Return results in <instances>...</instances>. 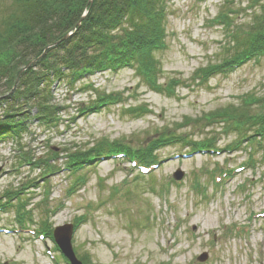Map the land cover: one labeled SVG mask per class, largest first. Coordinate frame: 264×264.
<instances>
[{"label":"rangeland","instance_id":"374dc122","mask_svg":"<svg viewBox=\"0 0 264 264\" xmlns=\"http://www.w3.org/2000/svg\"><path fill=\"white\" fill-rule=\"evenodd\" d=\"M248 1L234 0L231 5L228 0H168L166 46L154 58L159 62L157 85L180 79L179 84H170L172 93L154 90L129 66L88 74L73 89L66 78L53 82L55 101L70 108L58 127H39L35 119L28 120L20 145L30 156L54 160L49 150L71 149V144L90 148L104 140L122 147L115 152L128 149L139 154L159 138L167 141L153 147L158 164L149 166L148 173H141L128 159L103 157L78 172L84 177L78 188H73L76 175L64 168L63 156L51 161L58 170L40 180L38 188L27 190L35 205L26 206L34 219L30 229L42 220L48 232L71 225L70 245L79 264H264V139L261 146L254 142L257 167L235 171L251 153L231 148L237 135L204 118L239 104L246 93L264 94V55L207 81L193 77L209 64L225 63L230 53L224 48L227 26L212 25L210 20L229 11L234 25H247L258 11L244 9ZM84 85L95 92L82 89ZM97 93L121 99L78 112V106L93 103ZM9 103H0V116ZM129 106L148 112L129 113ZM18 110L34 113L26 105ZM198 118L202 120L194 123ZM206 139L222 152H192L189 141ZM18 147L10 138L0 140V196L39 177L38 169L20 164ZM183 152L192 154L182 158L175 154ZM219 169L234 171L215 185L211 175L219 181ZM176 172L182 173L181 181L172 178ZM46 190L47 203H42ZM15 215L14 207L0 211V264H67L69 258L60 254L53 240L17 229ZM204 253L206 259L200 261Z\"/></svg>","mask_w":264,"mask_h":264},{"label":"trees","instance_id":"16d2710c","mask_svg":"<svg viewBox=\"0 0 264 264\" xmlns=\"http://www.w3.org/2000/svg\"><path fill=\"white\" fill-rule=\"evenodd\" d=\"M233 2L228 0L231 5ZM254 7L258 11H253L247 25H234L229 11L215 16V24L217 20V23L228 28L225 31L228 45L224 48L227 53L230 52L225 63L218 66L239 65L251 58L258 60L264 55V0H249L244 9ZM169 10L168 0H0V96L7 94L0 103L10 102L0 116V139L18 135L13 141L19 144L18 157L23 161L20 164L39 170V177L21 180V183L0 196V211L16 202L15 220L18 225L34 223L32 211L26 209L27 205L32 204L30 191L27 190L38 188L40 180L44 181L48 174L58 170L51 161L63 156V166L71 174V170H77L82 164L122 148L117 142L109 144L104 140L90 148H78L76 144H71V149L64 147L56 153L49 150L50 156L54 153V160L30 156L25 151L26 147L20 145V135L27 132L28 120L35 119L39 127H58L59 121H65L62 118L70 108L55 101L53 82L66 78L69 88L73 89L75 83L88 74L129 66L134 67L154 90L172 93L174 89L170 84H179L180 79L157 85L159 62L154 58V53L166 46ZM29 62L33 63L21 72L15 82ZM218 66L209 64L200 72L209 73ZM193 77L195 80L196 74ZM91 87L84 85L81 88L92 91ZM118 96L97 93L93 103H81L78 112L120 101ZM239 100V104L221 107L204 114V118H208L210 124L218 121L237 135L236 143L231 144V148L241 146L243 139L245 150L252 151L254 142L264 138V94L246 93ZM25 105L34 110L31 116L18 110ZM141 109V106L127 108L129 113L139 114ZM199 120L202 118L195 119L194 123H199ZM165 141L159 138L148 151L139 154L124 150L140 162H155L153 147ZM188 143L193 149L197 146L205 150L216 148L207 139ZM41 199L42 203H47V195ZM41 222L38 228L50 235L47 224L44 220Z\"/></svg>","mask_w":264,"mask_h":264},{"label":"water","instance_id":"95a60500","mask_svg":"<svg viewBox=\"0 0 264 264\" xmlns=\"http://www.w3.org/2000/svg\"><path fill=\"white\" fill-rule=\"evenodd\" d=\"M91 1V0H90ZM34 62V61H33ZM33 62H29L19 73L18 77L16 78L15 82L18 80L21 72L26 69L29 65ZM177 178L182 177V173L178 172L175 175ZM72 235V227L71 225H63L56 227L54 231V237L56 242L58 243L61 251L70 259L72 264H79V262L75 259L74 254L72 252V248L70 245V239ZM206 259V254L204 253L201 257H199L200 261H204Z\"/></svg>","mask_w":264,"mask_h":264}]
</instances>
